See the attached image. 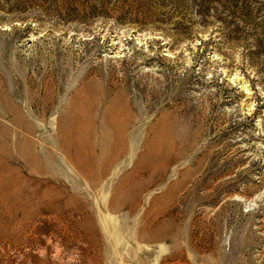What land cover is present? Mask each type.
I'll return each instance as SVG.
<instances>
[{
  "label": "rangeland",
  "instance_id": "374dc122",
  "mask_svg": "<svg viewBox=\"0 0 264 264\" xmlns=\"http://www.w3.org/2000/svg\"><path fill=\"white\" fill-rule=\"evenodd\" d=\"M171 3L0 10V264H264V0Z\"/></svg>",
  "mask_w": 264,
  "mask_h": 264
},
{
  "label": "trees",
  "instance_id": "16d2710c",
  "mask_svg": "<svg viewBox=\"0 0 264 264\" xmlns=\"http://www.w3.org/2000/svg\"><path fill=\"white\" fill-rule=\"evenodd\" d=\"M1 1V0H0ZM7 7L0 10L9 13L25 14L29 11L38 12L48 17H55L64 24H87L95 19H114L118 24L128 22L139 25L154 23L169 24L171 19L167 12L162 13L166 6L172 5L171 0H157L154 8L151 0H3ZM116 1V3H113ZM119 13V15H116ZM117 16V17H116ZM29 29L31 26L29 25Z\"/></svg>",
  "mask_w": 264,
  "mask_h": 264
},
{
  "label": "bare ground",
  "instance_id": "6f19581e",
  "mask_svg": "<svg viewBox=\"0 0 264 264\" xmlns=\"http://www.w3.org/2000/svg\"><path fill=\"white\" fill-rule=\"evenodd\" d=\"M76 110V109H75ZM78 114V113H77ZM80 114V113H79ZM83 114V113H82ZM82 116V115H81ZM85 131H87V130H85ZM44 196V195H43ZM47 198H48V196H46ZM38 207V206H37Z\"/></svg>",
  "mask_w": 264,
  "mask_h": 264
}]
</instances>
